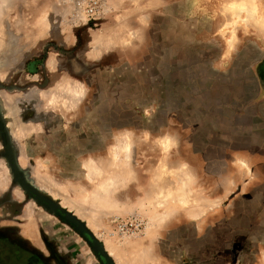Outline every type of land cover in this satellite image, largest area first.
Wrapping results in <instances>:
<instances>
[{"label": "rangeland", "instance_id": "rangeland-1", "mask_svg": "<svg viewBox=\"0 0 264 264\" xmlns=\"http://www.w3.org/2000/svg\"><path fill=\"white\" fill-rule=\"evenodd\" d=\"M97 1L0 0V264H101L11 164L112 264L139 196L188 216L173 262L264 264V0Z\"/></svg>", "mask_w": 264, "mask_h": 264}, {"label": "crops", "instance_id": "crops-1", "mask_svg": "<svg viewBox=\"0 0 264 264\" xmlns=\"http://www.w3.org/2000/svg\"><path fill=\"white\" fill-rule=\"evenodd\" d=\"M41 22L43 23V21ZM59 22L60 21H56L55 24H58ZM44 24L45 23H43V25ZM51 24H53V21L52 23H49V25ZM54 39L55 37L53 38L49 34V36L46 35L43 40L47 41ZM64 41H67V39L60 40L59 44ZM72 101L75 102L73 99ZM150 199L151 197L146 198L145 196H139L136 200L137 204H131V206H127L128 210L124 213V215H130L143 221L145 228L142 234L137 238H110L107 235L110 225L100 229L103 230L101 232L102 234L99 233L100 241L106 253L109 255V257H111L113 264H177L166 257L162 250L167 249L166 246H173L178 250L182 249V238H178V236H174V234L178 232V230L182 229L184 224L188 223V216L183 215V213L175 210L162 209L152 212L146 211L144 209L140 210L145 205L144 203L151 201ZM178 241L181 242L180 246L177 245ZM184 243H187V241Z\"/></svg>", "mask_w": 264, "mask_h": 264}, {"label": "water", "instance_id": "water-1", "mask_svg": "<svg viewBox=\"0 0 264 264\" xmlns=\"http://www.w3.org/2000/svg\"><path fill=\"white\" fill-rule=\"evenodd\" d=\"M14 177L18 184L22 187V189L34 199L37 203L41 204L44 208L48 209L54 214L59 215L62 219H64L66 222H68L70 225H72L82 237L85 238L87 241L88 245L90 246V249L92 252L96 255V257L99 259L101 264H112L109 259L106 257L104 254L102 248L99 246L98 242L94 240V238L86 231V229L83 227L81 223H79L76 219H74L71 215L67 214L60 208H58L56 205H54L52 202L40 197L37 193H35L29 186L28 184L21 179V177L18 175L17 170L15 167L11 164L10 165Z\"/></svg>", "mask_w": 264, "mask_h": 264}, {"label": "built area", "instance_id": "built-area-1", "mask_svg": "<svg viewBox=\"0 0 264 264\" xmlns=\"http://www.w3.org/2000/svg\"><path fill=\"white\" fill-rule=\"evenodd\" d=\"M98 1L89 0L88 7L85 8V12L88 16H95L97 14ZM114 230L117 234L126 237H138L143 232L145 226L143 221L137 219L136 217H130L122 221L114 222Z\"/></svg>", "mask_w": 264, "mask_h": 264}, {"label": "bare ground", "instance_id": "bare-ground-1", "mask_svg": "<svg viewBox=\"0 0 264 264\" xmlns=\"http://www.w3.org/2000/svg\"><path fill=\"white\" fill-rule=\"evenodd\" d=\"M78 92H79V90H78ZM76 94L77 93H72L71 97H69L68 99L76 100V98H77ZM1 108H2L3 117H4L3 119H4L5 123H6V127L8 128V130L10 132V135L12 136L11 139H12L14 144L15 143L19 144L20 135L17 134V133H18V131L21 130V128L16 123V118L14 117V114H13L12 104L10 105V103L3 102L1 104ZM20 133L22 134V132H20ZM22 136H23V134H22ZM20 165H21V162H20ZM131 238H134V237H131Z\"/></svg>", "mask_w": 264, "mask_h": 264}]
</instances>
